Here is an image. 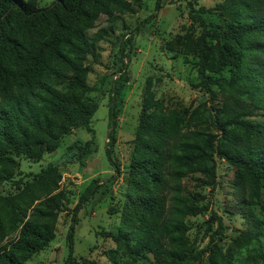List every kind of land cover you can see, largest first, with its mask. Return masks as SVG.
I'll use <instances>...</instances> for the list:
<instances>
[{
	"label": "trees",
	"instance_id": "1",
	"mask_svg": "<svg viewBox=\"0 0 264 264\" xmlns=\"http://www.w3.org/2000/svg\"><path fill=\"white\" fill-rule=\"evenodd\" d=\"M39 2L0 0V264H26L53 240L67 201L60 190V168L69 163L83 166L96 151L91 123L99 105L87 98L94 91L87 82V59L95 56L96 48L87 32L101 16L117 22L135 12L130 0H51L47 7ZM188 6L192 23L201 31H187L179 46L185 56L197 57L198 86L214 96L212 88L222 90L226 83L229 97L250 103H227L222 111H214L207 102L193 109L167 110L147 86L121 227L118 234L104 233L117 246L109 251L111 264H145L150 256L156 264L187 263L195 245L187 237L186 219L207 207L200 204L204 197L199 193L184 194L182 181L199 174L205 185L213 184L215 156L228 161L239 180L251 175V203L260 206L264 216V124L247 119L250 107L264 109V0ZM162 7L163 0H157L156 11ZM205 15L231 23L227 29L213 27ZM105 35L106 31L97 33L94 41ZM224 68H231L230 80L214 76ZM110 103L106 153L118 171L110 151L115 142V95ZM78 128L86 129L92 139L70 145L58 162L48 163L30 181H15L19 157L39 161ZM10 182L16 192L3 195L2 186ZM98 182L88 186L73 210L65 264L72 260L77 215L96 194ZM224 229L219 219L218 232ZM261 238L264 232L237 242L236 251L223 252L217 244L212 247V236L210 264H249L246 253ZM259 252L264 261V249Z\"/></svg>",
	"mask_w": 264,
	"mask_h": 264
},
{
	"label": "rangeland",
	"instance_id": "2",
	"mask_svg": "<svg viewBox=\"0 0 264 264\" xmlns=\"http://www.w3.org/2000/svg\"><path fill=\"white\" fill-rule=\"evenodd\" d=\"M135 12L122 16L117 22H110L101 16L95 27L87 32L94 42L96 54L89 56L87 64L90 73L88 84L94 91L87 94L90 101L99 108L92 118L95 131L96 151L88 157L83 166L64 164L60 168V190L67 201L60 213L53 240L49 246L32 256L26 264H65L69 257L68 232L72 225L73 210L80 197L95 180L96 194L77 215L73 236L71 264H111L109 251L117 248L107 232L118 234L121 227V210L127 193L129 169L135 155V139L143 99L150 85L155 100L167 110L181 111L195 108L207 102L214 111H222L227 103H250L229 97L230 87L214 86V96L198 86L197 57L185 56L180 51L179 40L187 31L198 35L201 28L193 24L189 16L188 2L196 8H210L222 0H163V7L156 11L157 0H130ZM51 0H40V7H47ZM213 27L227 29L231 23L218 15H205ZM106 31L100 41L95 35ZM1 37V31H0ZM216 78L231 79V68H224L214 75ZM125 78H128L125 81ZM118 92V94H117ZM116 97L115 142L110 146L113 163L106 153L107 134L110 131L111 97ZM247 119L264 124V109L250 107ZM216 132V131H214ZM92 139L84 128L73 130L64 136L54 153H45L39 161L19 157L15 181H30L50 162H58L67 148L75 143ZM216 178L213 184L205 185L199 174L190 175L182 181L185 195L199 193L204 197L200 203L207 210L198 216L186 219L189 226L187 237L195 246L186 264H210L209 246L215 237L221 251L237 250V242L243 243L253 234L264 232V216L260 206L251 203V175L243 180L237 178L236 169L225 159L215 156ZM3 195H13L15 185L10 182L2 186ZM219 219L225 229L219 233ZM9 237L5 242L10 241ZM4 242V243H5ZM257 248V250L255 249ZM264 249V238L254 241L246 256L249 264H264L259 249ZM244 260V259H243ZM145 264H156L152 256Z\"/></svg>",
	"mask_w": 264,
	"mask_h": 264
}]
</instances>
